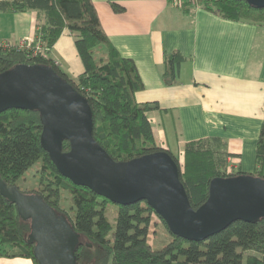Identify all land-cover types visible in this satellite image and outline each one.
Wrapping results in <instances>:
<instances>
[{"label":"trees","instance_id":"trees-1","mask_svg":"<svg viewBox=\"0 0 264 264\" xmlns=\"http://www.w3.org/2000/svg\"><path fill=\"white\" fill-rule=\"evenodd\" d=\"M180 6L199 5L233 20L264 21V8L244 0H179ZM115 11L122 7L112 4ZM0 9L35 10L42 25L41 47L22 50L0 46V71L16 63L52 65L84 94L92 109L94 139L116 161L128 160L157 150L168 151L176 160L180 179L195 209L208 196L209 182L216 176L241 173L226 165L228 153L219 140L200 138L184 144L182 159L156 145L148 111L156 102H138L135 93L143 82L133 59L123 56L105 33L92 0H4ZM64 29L74 37L83 72L76 77L63 74L47 56ZM35 51V53H34ZM183 57L167 55L163 80L172 84ZM41 120L38 111L10 108L0 112V178L23 192L42 195L57 213H64L80 235L75 250L76 264H264V218L256 222L237 220L201 241L172 234L163 219L146 202L120 205L74 184L61 175L40 145ZM63 150L69 149L67 140ZM253 175L264 177V121L256 143ZM37 166V167H36ZM35 167V168H34ZM32 168L35 183L22 189ZM108 204L116 206L115 227L106 215ZM66 207V208H64ZM158 216L168 240L159 248L149 241L152 216ZM29 224L22 221L16 205L0 194V255L33 256V244L26 241Z\"/></svg>","mask_w":264,"mask_h":264},{"label":"crops","instance_id":"crops-1","mask_svg":"<svg viewBox=\"0 0 264 264\" xmlns=\"http://www.w3.org/2000/svg\"><path fill=\"white\" fill-rule=\"evenodd\" d=\"M92 2L109 40L136 64L143 82L136 100L158 104L147 113L156 145L181 160L186 142L219 140L228 153L226 165L252 173L264 121V21L228 19L199 5L180 6L177 0ZM42 21L35 10L0 9V43L17 45L31 38L33 46L41 47ZM175 52L183 59L175 81L165 84L164 61ZM47 56L68 77L83 72L68 29ZM0 264L34 262L27 256L0 255Z\"/></svg>","mask_w":264,"mask_h":264},{"label":"water","instance_id":"water-1","mask_svg":"<svg viewBox=\"0 0 264 264\" xmlns=\"http://www.w3.org/2000/svg\"><path fill=\"white\" fill-rule=\"evenodd\" d=\"M244 1L264 8V0ZM10 108L38 111L40 145L61 175L116 204L146 202L174 235L201 241L234 221L264 218L262 176L241 172L213 177L207 198L194 209L168 151L114 160L93 137L88 98L52 65L23 62L0 71V112ZM65 140L68 150L62 148ZM0 194L29 224L26 241L33 244L38 264H76L80 235L64 213H57L42 195L8 186L1 178Z\"/></svg>","mask_w":264,"mask_h":264},{"label":"rangeland","instance_id":"rangeland-1","mask_svg":"<svg viewBox=\"0 0 264 264\" xmlns=\"http://www.w3.org/2000/svg\"><path fill=\"white\" fill-rule=\"evenodd\" d=\"M37 167V166H36ZM35 168V167H34ZM32 168L29 170L27 173V179L26 180H21L19 183V186L22 189H32L33 183H35L33 174L36 173L37 169ZM34 192V191H32ZM66 208V207H64ZM116 206L113 204H108L107 210H106V215L108 216L110 222L112 223V229L115 227V217H116V212L115 211ZM150 229H156L157 232L154 233L150 230L149 233V241L150 243L153 244L154 248H159L164 242L168 240L169 233L167 232L165 226L163 225L161 219L158 216H152L151 222H150Z\"/></svg>","mask_w":264,"mask_h":264},{"label":"built area","instance_id":"built-area-1","mask_svg":"<svg viewBox=\"0 0 264 264\" xmlns=\"http://www.w3.org/2000/svg\"><path fill=\"white\" fill-rule=\"evenodd\" d=\"M177 1H179V0H177ZM195 1H199V0H195ZM37 39H38V41H40L39 38H37ZM32 42H33V40L31 38H28V39L22 40L17 45H11L8 42H2V43H0V46L3 48L16 47L18 50H22L24 48L32 46ZM34 49H35V51H37L39 49V47L36 46ZM35 51H34V53H35ZM54 63L57 65L58 62L54 61Z\"/></svg>","mask_w":264,"mask_h":264}]
</instances>
